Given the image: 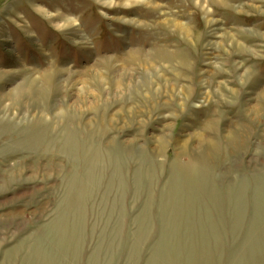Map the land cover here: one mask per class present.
<instances>
[{
    "label": "rangeland",
    "instance_id": "rangeland-1",
    "mask_svg": "<svg viewBox=\"0 0 264 264\" xmlns=\"http://www.w3.org/2000/svg\"><path fill=\"white\" fill-rule=\"evenodd\" d=\"M0 264H264V0H0Z\"/></svg>",
    "mask_w": 264,
    "mask_h": 264
},
{
    "label": "bare ground",
    "instance_id": "bare-ground-1",
    "mask_svg": "<svg viewBox=\"0 0 264 264\" xmlns=\"http://www.w3.org/2000/svg\"><path fill=\"white\" fill-rule=\"evenodd\" d=\"M72 18H68L65 19L67 22H70ZM29 85L28 87L26 86V84H21L19 85L18 89L13 91V92H9L6 94V97H8V99H15L14 100H17V98H22L24 96H27V97H32V95L36 92L37 90V87L35 86L36 85V82L34 81L33 84H27ZM28 88V89H27ZM38 134V133H37ZM37 134H35L34 132V136H38ZM35 138V137H34ZM180 154V153H179ZM179 154H177V156H180ZM176 166V165H174ZM187 167V166H186ZM179 168V166H178Z\"/></svg>",
    "mask_w": 264,
    "mask_h": 264
}]
</instances>
